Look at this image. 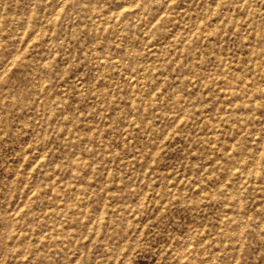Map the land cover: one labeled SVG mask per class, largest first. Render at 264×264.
<instances>
[{
    "label": "rangeland",
    "instance_id": "obj_1",
    "mask_svg": "<svg viewBox=\"0 0 264 264\" xmlns=\"http://www.w3.org/2000/svg\"><path fill=\"white\" fill-rule=\"evenodd\" d=\"M0 264H264V0H0Z\"/></svg>",
    "mask_w": 264,
    "mask_h": 264
}]
</instances>
